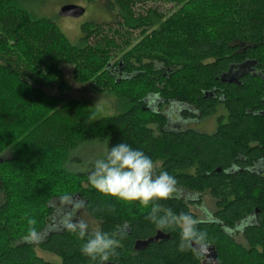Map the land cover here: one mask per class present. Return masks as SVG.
Returning <instances> with one entry per match:
<instances>
[{
  "label": "trees",
  "instance_id": "16d2710c",
  "mask_svg": "<svg viewBox=\"0 0 264 264\" xmlns=\"http://www.w3.org/2000/svg\"><path fill=\"white\" fill-rule=\"evenodd\" d=\"M34 1L43 0H0V264H54L36 249L59 264H90L67 227L79 208L98 231L123 234L110 264L200 258L177 251L179 229H157L147 208L102 195L88 183L91 172L67 167L84 145L119 143L175 177L177 192L159 201L163 208L196 218L190 206L209 195L213 219L197 227L219 264H264V0H158L171 6L165 13L140 0H110L117 21L82 24L78 45L52 20L34 18L27 6ZM61 63L76 83L114 93L123 111L97 117L86 102L65 100L71 88ZM152 96L157 111L148 108ZM170 104L183 107L184 119L225 114L210 135L169 131L163 108ZM26 216L37 222L38 242L24 239ZM237 225L241 240L226 233ZM157 232L169 238L134 251Z\"/></svg>",
  "mask_w": 264,
  "mask_h": 264
},
{
  "label": "clouds",
  "instance_id": "9594fccd",
  "mask_svg": "<svg viewBox=\"0 0 264 264\" xmlns=\"http://www.w3.org/2000/svg\"><path fill=\"white\" fill-rule=\"evenodd\" d=\"M154 161L139 149L126 143L109 147L104 156L94 162L88 183L99 193L119 201L138 202L148 209L145 219L159 230L179 229L177 251H192L196 256L207 252V234L198 229L199 221L187 212L174 213L163 208L159 201L168 200L177 192V181L167 171H154ZM27 232L24 239L38 242L36 220L26 216ZM83 241L80 252L90 264H110L117 255L123 234L117 231H94L80 221L67 225Z\"/></svg>",
  "mask_w": 264,
  "mask_h": 264
},
{
  "label": "rangeland",
  "instance_id": "374dc122",
  "mask_svg": "<svg viewBox=\"0 0 264 264\" xmlns=\"http://www.w3.org/2000/svg\"><path fill=\"white\" fill-rule=\"evenodd\" d=\"M42 1V0H41ZM110 0H95L93 3L87 2V0H43L40 4L38 2H30L27 4L30 9L28 10L34 18H46L52 20L66 36L69 42L73 45L79 44L81 36L80 27L86 22L95 24H108L116 22L118 19V13L116 11L111 12L107 8V3ZM138 6L144 5V8H155L159 12H168L171 8L170 5H165L158 0H140ZM73 4L85 9V13L79 18H62L58 15V12L62 6ZM40 5V7H37ZM60 69L63 73L64 81L70 85L71 91L65 95V100H80L86 102L89 107L96 112L97 117H110L121 113L123 110L122 102L117 99L114 93L110 92H96L93 90L91 83L79 84L73 80V68L65 63L60 64ZM49 94L56 95L54 89L47 90ZM148 108L152 111H157L158 100L155 97H150L146 100ZM177 112L175 113V111ZM183 107L177 104H170L163 108V112L167 116L169 131H184L191 130L201 134L210 135L215 132L217 127V118L224 115L225 112L222 109H218L217 115L203 119V120H183L180 118V111ZM107 151L106 147L102 145L90 144L84 145L75 151L72 156V161L67 165L68 169L72 172H92L93 167L97 159L102 158ZM7 155L3 154L1 158H5ZM73 159H79L78 163H74ZM156 164L155 167H158ZM2 204V197L0 195V205ZM214 202L209 195L204 196L200 210H193L197 217L203 218L205 212L213 211ZM80 209V208H79ZM79 209L76 211L79 212ZM79 222L83 221L88 225V229L92 232L98 231V223L91 220L81 210L79 212ZM36 255L43 258L46 261L59 264V260L45 252L36 249Z\"/></svg>",
  "mask_w": 264,
  "mask_h": 264
},
{
  "label": "flooded vegetation",
  "instance_id": "af4514ba",
  "mask_svg": "<svg viewBox=\"0 0 264 264\" xmlns=\"http://www.w3.org/2000/svg\"><path fill=\"white\" fill-rule=\"evenodd\" d=\"M167 107V106H166ZM182 111V110H181ZM181 111H180V113H181ZM177 112V110L175 111V113ZM164 113V112H163ZM165 114V113H164ZM167 117V116H166ZM180 118L181 119H183V120H187V121H189V120H196V119H190V118H186V119H184L182 116H181V114H180ZM201 206H202V204L200 205V206H190V209H191V212H192V214H194L195 216H196V214H195V212H193V210H200L201 211ZM213 208H214V206H213ZM193 209V210H192ZM214 210V209H213ZM80 212V211H79ZM79 212H76L77 213V217H75V219L72 221V223L71 224H73V225H75V224H77L78 222H79V219H80V217H79ZM213 211H211V212H205V215H204V217L203 218H200V217H197L196 216V219L199 221V223H207V222H209V221H211L212 219H213ZM252 223V220H248L247 221V223ZM244 229V226H242V225H237L236 226V228L234 229V231H230V230H226V233L228 234V235H230V236H237V239L238 240H241V235H242V230ZM158 233V232H157ZM159 233H161V232H159ZM163 234V233H162ZM156 235V234H155ZM164 235V238H166V237H168L169 238V236H167V235H165V234H163ZM168 238H166V239H164V240H167ZM164 240H158L157 242H161V241H164ZM156 242V243H157ZM134 251H136L135 249H134ZM140 251V250H139ZM139 251H136V252H139ZM190 264H219L218 263V261H217V256L215 255V250L213 249V248H210V247H208L207 248V252L205 253V254H203V255H201L200 256V258L197 260V261H193V262H191Z\"/></svg>",
  "mask_w": 264,
  "mask_h": 264
},
{
  "label": "water",
  "instance_id": "95a60500",
  "mask_svg": "<svg viewBox=\"0 0 264 264\" xmlns=\"http://www.w3.org/2000/svg\"><path fill=\"white\" fill-rule=\"evenodd\" d=\"M84 13H85V9L84 8L79 7L77 5L68 4V5L62 6L60 8V10L58 12V15L60 17H62V18H66V17H69V18H79ZM245 68H246V64L240 66L238 68V71H241V70H243ZM231 70H233V69L231 68ZM224 77H225V79H228V82L229 83L234 82V80L236 79V77L233 78V73H231L230 71L227 72ZM166 238H168V237H166ZM166 238H164V235L162 233H159L158 232V233H156V235L153 238H151V239H149L147 241H137L135 243L134 249L136 251L137 250H143L144 248H146L148 246L149 243H156L158 240H164Z\"/></svg>",
  "mask_w": 264,
  "mask_h": 264
}]
</instances>
